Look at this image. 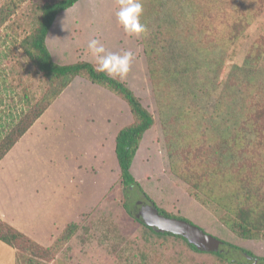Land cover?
<instances>
[{
  "label": "trees",
  "instance_id": "obj_1",
  "mask_svg": "<svg viewBox=\"0 0 264 264\" xmlns=\"http://www.w3.org/2000/svg\"><path fill=\"white\" fill-rule=\"evenodd\" d=\"M77 1H45L35 25L20 40L21 50L29 63L42 73L46 87L41 97L0 139V160L62 91L76 77H81L112 92L126 103L131 113V122L117 132L114 147L124 193L136 189L161 214L187 220L159 207L132 172L144 134L156 123L152 112L132 88L120 77L112 78L96 71L93 62L77 60L60 64L53 60L47 34L56 16ZM20 3L21 0H6L0 5V28ZM179 3L182 7L169 18L165 12L170 7L169 0H142L141 16L146 26L141 43L158 104L169 170L186 184L188 194L215 213L234 235L241 239L264 238V65L260 64L264 36H258L251 43L241 65L231 66L221 88L218 86L215 102L211 104L208 98L210 107L202 106L201 95L205 91L194 85L188 84L186 90L178 92L179 99L175 98L174 92L169 91L175 73L164 69L161 61L167 42L177 34L188 40L213 67H221L224 72L227 57L235 56L247 28L264 8V0H246L240 7L238 0H181ZM151 16L157 17L155 26L146 25V19ZM217 46L224 54H216ZM77 229L76 222L67 223L52 243L44 246L0 218V241L15 250L16 264H52ZM158 233L181 237L193 250L205 252L180 235ZM223 245L242 252L247 264H259L253 259L264 264V256H256L232 243L223 242ZM211 253L224 256L222 251Z\"/></svg>",
  "mask_w": 264,
  "mask_h": 264
},
{
  "label": "rangeland",
  "instance_id": "obj_2",
  "mask_svg": "<svg viewBox=\"0 0 264 264\" xmlns=\"http://www.w3.org/2000/svg\"><path fill=\"white\" fill-rule=\"evenodd\" d=\"M5 1L0 0V5ZM45 1L47 0H21L18 9L0 28V137L5 135L22 113L41 97L46 87V79L29 63L19 46L23 36L35 25L40 14V6ZM180 1L169 0L170 7L165 11L169 18H173L175 12L182 7ZM245 1L238 0V6H242ZM89 10L98 11L100 15L92 16ZM118 10V0H78L70 10L60 13L57 20L63 18V22L66 20L68 26L63 24L66 26L62 32H57L56 28L52 29L47 38L53 60L66 64L93 59L87 48L91 39H97L107 52L122 55L123 52L131 50L134 59L130 72L123 80L152 112L156 121L144 134L139 145L132 165L133 174L159 207L186 218L223 242L243 247L256 256H264V238L241 239L234 235L210 209L203 205L204 209L194 206L192 204L194 198L188 194L186 184L170 172L158 104L141 43L142 34L127 35L117 22L115 13ZM156 21L157 17L151 16L146 19V25L155 26ZM99 30L103 34H100ZM100 35L101 39H98ZM258 36H264V8L247 28L245 38L239 44L233 59L227 57L223 72L221 67L219 69L213 67L204 55L195 51L188 40H183L181 35H172L161 59L163 68L175 73L170 93L174 92V97L179 99V91L186 90L188 84L194 85L197 89L205 91L201 95L202 106L210 107V103L215 102L217 91L221 88L231 66L243 63L251 43ZM220 41L223 42L224 39ZM215 49L218 56L224 54L218 46ZM260 64L264 65V55ZM96 86L97 88L90 94L96 96L97 101L107 104L108 110L103 117L110 122L105 121L106 123L102 125L98 120L95 142L97 148L90 152L91 154L96 150L97 162L90 166L82 163L78 170L81 172L76 177L84 189L92 184L93 190H89V195L91 199L98 196L97 205L90 213L82 215L77 223V231L63 245L56 260L51 263L247 264L244 260L246 256L242 252H234L226 245L221 246L220 252L224 253L223 257L207 251L198 252L190 248L183 238L158 233L138 221L136 214L147 202L136 189L124 193L114 152L115 136L123 125L131 122V113L126 103L116 95L101 86ZM98 88L100 92H97ZM208 98L211 99L209 105ZM76 114L83 115V112L78 111ZM86 146L87 144L82 150ZM41 154L44 152L41 151ZM81 155L86 157L88 154L82 152ZM59 159L64 160L63 157ZM84 191L81 197L85 195ZM232 257L236 258L233 262L229 261ZM253 260L262 264L258 259ZM249 261H252L251 257Z\"/></svg>",
  "mask_w": 264,
  "mask_h": 264
},
{
  "label": "crops",
  "instance_id": "obj_3",
  "mask_svg": "<svg viewBox=\"0 0 264 264\" xmlns=\"http://www.w3.org/2000/svg\"><path fill=\"white\" fill-rule=\"evenodd\" d=\"M89 13L100 15L98 11ZM59 15L47 38L54 28L64 31L67 23L63 18L57 20ZM88 61L95 63L94 58ZM94 85L76 77L0 160V218L44 246L50 245L67 223H78L97 205L98 196L91 199L89 195L92 184L84 189L76 177L82 163L90 166L97 162L96 150L90 152L97 148L98 120L102 125L110 122L103 117L107 104L90 94L97 88ZM78 111L83 115L76 114ZM82 152L88 155L82 157ZM192 204L204 209L194 199ZM0 264H16L15 250L2 241Z\"/></svg>",
  "mask_w": 264,
  "mask_h": 264
},
{
  "label": "clouds",
  "instance_id": "obj_4",
  "mask_svg": "<svg viewBox=\"0 0 264 264\" xmlns=\"http://www.w3.org/2000/svg\"><path fill=\"white\" fill-rule=\"evenodd\" d=\"M119 10L115 13L118 24L129 36H139L146 31L141 22L143 13L142 0H118ZM88 51L95 60V70L106 73L109 77L125 78L131 70L134 53L131 50L123 54L107 52L97 39H91Z\"/></svg>",
  "mask_w": 264,
  "mask_h": 264
},
{
  "label": "water",
  "instance_id": "obj_5",
  "mask_svg": "<svg viewBox=\"0 0 264 264\" xmlns=\"http://www.w3.org/2000/svg\"><path fill=\"white\" fill-rule=\"evenodd\" d=\"M136 217L157 232H169L184 237L188 243L193 244L199 250L207 252L221 250L223 241L219 238L190 221L161 214L150 203H144Z\"/></svg>",
  "mask_w": 264,
  "mask_h": 264
}]
</instances>
